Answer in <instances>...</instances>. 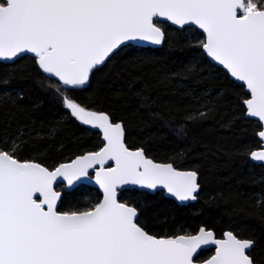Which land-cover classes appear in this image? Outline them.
I'll return each instance as SVG.
<instances>
[{
  "label": "snow or ice",
  "instance_id": "1",
  "mask_svg": "<svg viewBox=\"0 0 264 264\" xmlns=\"http://www.w3.org/2000/svg\"><path fill=\"white\" fill-rule=\"evenodd\" d=\"M162 21L202 30L199 46L246 87L245 115L257 118L264 142V0H0V61L32 54L56 79L64 108L98 129L103 141L98 150L52 169L20 160L17 141H0V264H202L197 256L205 245L215 246L206 264H257V241L231 230L223 238L204 227L175 236L147 231L139 209L118 192L159 186L177 200H195L197 173L130 149L122 122L68 95L86 90L94 72L127 42L160 44ZM251 158L264 162V150ZM90 170L102 199L83 210L59 211L54 184L62 179L71 187L91 178Z\"/></svg>",
  "mask_w": 264,
  "mask_h": 264
},
{
  "label": "trees",
  "instance_id": "2",
  "mask_svg": "<svg viewBox=\"0 0 264 264\" xmlns=\"http://www.w3.org/2000/svg\"><path fill=\"white\" fill-rule=\"evenodd\" d=\"M161 27L162 47H123L94 72L86 90L68 95L122 122L128 147L199 174V196L188 205H178L163 192L121 193L122 202L139 209L147 231L175 236L205 227L222 238L231 230L257 241L252 255L264 264V166L250 160L251 152L261 147V125L245 115L246 90L209 61L199 46L204 38L199 30H179L164 22ZM54 84L33 57L0 61V141H17L20 160L49 169L103 144L98 131L64 108ZM57 190L63 194L61 212L83 210L102 199L88 185L72 192L59 185ZM213 254V249L202 250L197 259Z\"/></svg>",
  "mask_w": 264,
  "mask_h": 264
},
{
  "label": "water",
  "instance_id": "3",
  "mask_svg": "<svg viewBox=\"0 0 264 264\" xmlns=\"http://www.w3.org/2000/svg\"><path fill=\"white\" fill-rule=\"evenodd\" d=\"M163 22V21H162ZM164 23H168L171 27H173V28H176V29H179V30H183V29H180L178 26H174V25H171L170 24V22H164ZM193 28H196L195 26H192ZM197 29V28H196ZM197 30H199V29H197ZM162 31L164 32V30L162 29ZM202 34H203V32H202V30H199ZM165 33V32H164ZM204 35V34H203ZM164 40H165V35H164V39L162 40V42L160 43V44H152L151 42H148V41H131V42H127V45L126 46H129V45H133V46H136V47H139V48H144V49H146V48H160V47H162L163 46V43H164ZM126 46H122V48L123 47H126ZM121 48V49H122ZM119 51V50H118ZM203 52H204V50H203ZM204 54L207 56V54L204 52ZM24 56H30V57H33V58H35L32 54H23V55H21L20 57H17L15 60H13V61H1V62H3V63H7V64H11V63H14L16 60H18L19 58H21V57H24ZM207 58L209 59V61L210 62H212L213 64H215L216 66H218V67H221L225 72H227V70L226 69H224L223 68V66L222 65H219V64H217L215 61H213L210 57H208L207 56ZM107 63V62H106ZM104 66V65H103ZM103 66H101L100 68H102ZM99 68V69H100ZM228 73V72H227ZM46 76H47V74H45ZM228 75L230 76V78L234 81V82H236V83H238V84H241L242 85V82H239V81H236L235 80V78H233V77H231V75L228 73ZM48 77V76H47ZM48 78H50V79H53V80H56L54 77H48ZM243 86V85H242ZM87 87V86H86ZM245 88V90H246V87H244ZM246 92H247V90H246ZM247 117V116H246ZM247 118H249V119H252V120H255V121H257L258 122V120H257V118H252V117H247ZM85 126H87V127H89V128H91V129H94V128H92L91 126H89V125H85ZM124 126V125H123ZM94 130H96V131H98L99 132V130L98 129H94ZM100 133V132H99ZM101 134V133H100ZM259 138V137H258ZM101 140H102V135H101ZM259 140H260V138H259ZM261 141V140H260ZM103 142V141H102ZM125 142H126V131H125ZM127 145V144H126ZM128 146V145H127ZM130 148V147H129ZM130 149H133V150H135V149H137V148H130ZM139 149H141V148H139ZM262 150H264V142H262L261 141V147L260 148H258L257 150H254V151H262ZM88 153V152H87ZM144 153H145V151H144ZM84 154H86V153H84ZM83 155V154H82ZM145 155H146V153H145ZM80 156V155H79ZM146 157H148L147 155H146ZM76 158V157H75ZM74 158V159H75ZM148 158H150V157H148ZM150 159H152V158H150ZM154 162H157V163H162V162H158V161H155L154 159H152ZM250 160L253 162V163H255V164H257V165H262V166H264V162H261V161H254V160H252V158H251V155H250ZM68 162H70V161H68ZM64 163H67V162H64ZM109 163H112V162H109ZM175 167V166H174ZM178 169V168H177ZM178 170H181V171H194V170H182V169H178ZM196 172V171H195ZM90 173H91V178H82L80 181H77V182H75V184L73 185V186H71V187H69L68 185H67V183H66V181H63L62 179H58V181L56 182V184H54V188H56V190H57V187L59 186V185H63L64 186V191H66V192H72L73 190H75L76 188H78L79 186H81V185H88V186H91V187H94V188H97L100 192H101V194H102V189H100L99 188V185L98 184H96V182H95V176H94V173H92L91 172V170H90ZM197 173V172H196ZM197 182H198V184L200 185V183H199V174L197 173ZM133 189H137V190H140V191H144V192H148V193H150V194H155V193H157V192H163L164 194H165V197L166 198H168V199H172L173 201H175L178 205H181V206H183V205H188V204H190V203H196V201H197V198H198V196H199V193H200V190H201V185H200V187H199V189H198V191H197V193H195L194 195H196V199L195 200H188V201H180V200H177L174 196H172L170 193H168V191H167V189H165V188H162V187H157L156 189H147V188H140L139 186H125L124 187V189H122L121 191H119L118 192V199H120V196H121V193L122 192H124V191H127V190H133ZM59 191V190H58ZM60 193H61V200H62V196H63V194H62V192L60 191ZM61 200L60 201H58V203H57V206H58V210H59V207H60V204H61ZM140 215V214H139ZM205 228V227H204ZM206 229V228H205ZM206 230H208V229H206ZM212 231V230H211ZM198 233V232H197ZM213 233H214V231H213ZM196 234V233H195ZM214 235H215V237L216 238H219V237H217L216 236V234L214 233ZM223 238V237H222ZM207 249H213L214 250V254H215V246L214 245H205V246H202V248L200 249V250H198V254L202 251V250H207ZM213 254V255H214ZM212 255V256H213ZM211 256V257H212ZM210 257V258H211ZM209 258V259H210ZM208 260V259H207ZM207 260H205V261H202V264H206V262H207Z\"/></svg>",
  "mask_w": 264,
  "mask_h": 264
},
{
  "label": "rangeland",
  "instance_id": "4",
  "mask_svg": "<svg viewBox=\"0 0 264 264\" xmlns=\"http://www.w3.org/2000/svg\"><path fill=\"white\" fill-rule=\"evenodd\" d=\"M55 85H56V84H54V91H55ZM55 93H56V91H55ZM56 94H57V93H56ZM57 95H58V94H57ZM58 96H59V95H58Z\"/></svg>",
  "mask_w": 264,
  "mask_h": 264
}]
</instances>
